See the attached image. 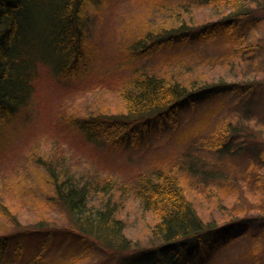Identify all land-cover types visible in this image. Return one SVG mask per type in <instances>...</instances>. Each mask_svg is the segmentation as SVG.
Listing matches in <instances>:
<instances>
[{
    "label": "rangeland",
    "instance_id": "rangeland-1",
    "mask_svg": "<svg viewBox=\"0 0 264 264\" xmlns=\"http://www.w3.org/2000/svg\"><path fill=\"white\" fill-rule=\"evenodd\" d=\"M187 1L188 13L179 16H188L195 24L226 13L223 4L217 5V13L209 5ZM176 2L84 1L82 46L89 61L84 70L61 78L41 66L28 105L0 128V235L48 225L56 228L53 245L43 253L48 264L111 262L103 252L83 253L73 240L58 235L68 221L56 204L45 201L49 191L38 158L56 160L82 175L83 182L109 179L123 190L114 192L112 200L131 241L129 250L156 242L150 233L155 218L141 208L132 192L138 174L152 175L160 169L177 174L204 222H236L260 213L264 193L259 177L264 165L257 153H264V0H246L243 10L248 23L238 31L239 44L219 34L128 57L126 48L148 27L145 23L150 27L176 24L171 14ZM31 22L27 29L42 37L43 15ZM41 55L49 61L54 57L50 48ZM141 73H160L184 82L232 83L236 88L211 93L180 107L175 117L138 131L142 132L138 144L116 148L93 144L69 124L74 117L122 111L119 89ZM219 132L227 133L226 145L216 150L208 144ZM189 165L193 171L182 169ZM41 241V235H32L22 241L20 250L16 240L10 239L9 254L15 264L28 260ZM257 243L238 238L222 250L213 249L199 264H247L245 255Z\"/></svg>",
    "mask_w": 264,
    "mask_h": 264
},
{
    "label": "trees",
    "instance_id": "trees-1",
    "mask_svg": "<svg viewBox=\"0 0 264 264\" xmlns=\"http://www.w3.org/2000/svg\"><path fill=\"white\" fill-rule=\"evenodd\" d=\"M84 1L0 0V128L28 105L41 66H48L61 78L84 70L89 62L82 46ZM176 1L171 7L176 24L150 27L145 23L148 27L127 46L128 57H140L164 46L219 34L239 44L238 31L248 23L247 12L243 10L246 0H193L209 5L214 12L218 4H223L221 9L226 11L218 19L197 24L188 16H179L188 13L189 2ZM40 14L46 23L42 37L27 29L32 24L31 19L36 20ZM46 48L54 54L52 61L41 55ZM234 88L236 85L232 83L212 85L190 79L184 82L160 73H141L130 77L119 89L122 111L74 117L69 124L93 144H107L110 148L138 144L142 134L138 131L147 130L154 122L175 117L178 109L186 104ZM226 136L227 133L219 132L208 145L216 150L223 149ZM257 155L264 165V153L259 151ZM38 161L42 164L49 191L45 201L56 204L68 221L58 235L73 240L83 253L103 252L110 264H199L200 258L212 253L213 249L222 250L238 238L246 237L258 242V246H252L245 255L246 263L264 264L263 204L258 207L260 213L241 217L236 222L233 219L204 222L177 174L163 169L152 175L138 174L132 192L141 208L155 218L150 233L156 242L146 248L129 250L131 241L112 200L114 192L123 193L121 188H115L109 179L83 182L82 175L56 160L38 158ZM182 169L193 171L191 165ZM259 180L264 193V173ZM239 226L242 230L234 233ZM37 227L15 229L12 236L1 234L0 264H15L11 258L13 254H9L10 239H15L21 250L22 241L32 235H41V244L28 260L18 263L48 264L44 252L53 245L56 228L42 224Z\"/></svg>",
    "mask_w": 264,
    "mask_h": 264
}]
</instances>
